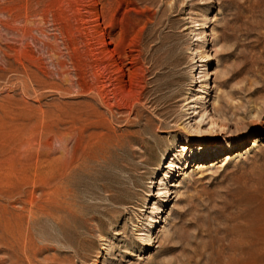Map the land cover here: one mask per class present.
Returning <instances> with one entry per match:
<instances>
[{
	"label": "rangeland",
	"instance_id": "obj_1",
	"mask_svg": "<svg viewBox=\"0 0 264 264\" xmlns=\"http://www.w3.org/2000/svg\"><path fill=\"white\" fill-rule=\"evenodd\" d=\"M0 264H264V0H0Z\"/></svg>",
	"mask_w": 264,
	"mask_h": 264
},
{
	"label": "bare ground",
	"instance_id": "obj_2",
	"mask_svg": "<svg viewBox=\"0 0 264 264\" xmlns=\"http://www.w3.org/2000/svg\"><path fill=\"white\" fill-rule=\"evenodd\" d=\"M97 49V48H96ZM97 69V68H96ZM98 71V70H97ZM92 77L91 79L87 82L86 85H80L81 87L84 86V88H86L90 94L93 96V98H97V101L98 99L101 101V103L109 110H112V107H113V103L112 101L110 100V98L108 99L107 98V90H108V87L112 88L113 90V95L116 96L117 92H118V89L116 87V84H110V86L108 85L107 87V83L105 82H102L99 80V72L96 73V71H94L92 74ZM103 77V76H102ZM111 81V80H110ZM112 83V82H111ZM111 91V90H110ZM116 100V98L114 99ZM61 139H59V142H60ZM63 141V139H62ZM62 144V143H61ZM64 150V149H63ZM65 153V152H64ZM75 158V157H74ZM73 160V159H72ZM69 172V171H68ZM67 172V173H68ZM60 174V173H59ZM15 195V194H14ZM14 195L12 193H9V195H7V200L8 199H11V198H14ZM20 200V199H19ZM14 201V200H13ZM12 201V202H13ZM21 202V201H20ZM11 203V202H10ZM15 203V202H14ZM18 203V202H17Z\"/></svg>",
	"mask_w": 264,
	"mask_h": 264
}]
</instances>
